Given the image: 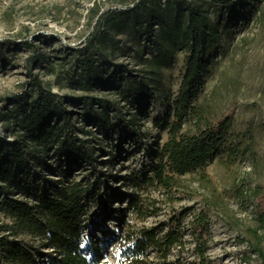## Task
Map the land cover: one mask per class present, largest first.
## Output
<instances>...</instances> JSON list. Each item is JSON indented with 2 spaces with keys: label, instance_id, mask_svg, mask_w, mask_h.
I'll use <instances>...</instances> for the list:
<instances>
[{
  "label": "rangeland",
  "instance_id": "374dc122",
  "mask_svg": "<svg viewBox=\"0 0 264 264\" xmlns=\"http://www.w3.org/2000/svg\"><path fill=\"white\" fill-rule=\"evenodd\" d=\"M196 1L213 18L207 0ZM127 5L120 0H0V138L16 137L15 125L6 119L16 107L14 96L36 94L30 68L45 88L60 95L74 136L96 157L101 178H107L97 202L88 203L84 252L97 245L102 261L117 264L135 258L142 264H199L190 220L208 208L205 264H263L249 231H256L264 246L258 208L264 204V0H248L238 8L230 31L210 49L211 73L198 101L210 119L232 116L234 140L245 153L234 162L217 158L205 170L180 177L170 192L146 181L151 176L147 150L166 139L162 121L177 95L185 52L175 51L169 65L153 63L156 23L152 36L112 31L109 39L101 15ZM94 45L103 55L94 53ZM86 50L94 71L81 67ZM140 83L147 95L127 94ZM106 114L113 123L119 116L133 121L139 135L132 138L119 124L102 129L96 120ZM55 169L46 176L59 178ZM88 175L85 167L74 165L70 180H93ZM175 216L181 218L182 245L166 256L150 246L137 251L143 228L157 229Z\"/></svg>",
  "mask_w": 264,
  "mask_h": 264
},
{
  "label": "trees",
  "instance_id": "16d2710c",
  "mask_svg": "<svg viewBox=\"0 0 264 264\" xmlns=\"http://www.w3.org/2000/svg\"><path fill=\"white\" fill-rule=\"evenodd\" d=\"M120 2L128 5L101 15L103 27L108 26L109 39L112 40L113 32L124 34L132 30L152 36L156 23L160 28L153 63L169 65L175 51L185 52L181 83L162 121L166 139L147 150L151 176L146 181L170 192L178 186L180 177L205 170L217 158L236 161L245 150L234 140L232 116L210 119L198 101L211 73L210 49L222 34L230 31L237 9L248 0H207L213 18L196 0ZM96 39L100 42V35ZM92 47L95 54L103 55L96 45ZM92 62L90 50L84 51L81 67L94 71L95 68L89 67ZM28 70L36 94L14 96L16 107L7 112L6 119L15 125L17 134L11 141L0 138V264H117L102 261L97 245L90 246L87 252L81 246L88 203L97 202L100 185L106 188L107 178H101L103 173L96 170V157L74 136L60 95L45 88ZM135 89L125 91L148 94L144 83ZM118 120L110 122L106 114L96 123L106 131L119 124L132 138L139 135L136 123L126 121L123 116ZM74 165L85 167L93 180H70ZM55 167L59 178H48L47 172ZM258 208L264 222V204ZM137 211L144 213L139 206ZM210 223L208 208L191 216L190 229L199 264L206 262ZM180 228L181 218L177 216L157 229L143 228L137 251L144 252L150 246L166 256L173 247L183 244ZM249 237L264 264V246L259 235L249 231ZM131 264L142 262L135 258Z\"/></svg>",
  "mask_w": 264,
  "mask_h": 264
}]
</instances>
